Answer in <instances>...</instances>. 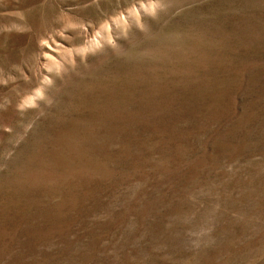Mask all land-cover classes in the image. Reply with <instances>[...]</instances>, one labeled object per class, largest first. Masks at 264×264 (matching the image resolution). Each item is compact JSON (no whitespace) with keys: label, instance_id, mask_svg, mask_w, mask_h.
Returning <instances> with one entry per match:
<instances>
[{"label":"rangeland","instance_id":"obj_1","mask_svg":"<svg viewBox=\"0 0 264 264\" xmlns=\"http://www.w3.org/2000/svg\"><path fill=\"white\" fill-rule=\"evenodd\" d=\"M0 264H264V0H0Z\"/></svg>","mask_w":264,"mask_h":264}]
</instances>
